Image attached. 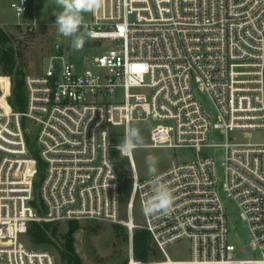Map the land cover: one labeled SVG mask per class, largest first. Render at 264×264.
Returning <instances> with one entry per match:
<instances>
[{
    "label": "built area",
    "instance_id": "obj_1",
    "mask_svg": "<svg viewBox=\"0 0 264 264\" xmlns=\"http://www.w3.org/2000/svg\"><path fill=\"white\" fill-rule=\"evenodd\" d=\"M29 5L11 3L17 17ZM81 34L76 50L57 33L46 70L25 75L24 110L0 76V264H58L23 241L33 221H119V158L132 170V241L135 201L142 209L153 194L134 151L115 148L134 122L149 123L146 146L194 155L156 173L175 197L171 213H143L163 258L138 259L131 243L128 264H264V142L240 139L264 129V0H103ZM92 49L100 52L84 54ZM228 200L248 229L243 246L230 240ZM183 240L188 256L171 257L169 245Z\"/></svg>",
    "mask_w": 264,
    "mask_h": 264
},
{
    "label": "rangeland",
    "instance_id": "obj_2",
    "mask_svg": "<svg viewBox=\"0 0 264 264\" xmlns=\"http://www.w3.org/2000/svg\"><path fill=\"white\" fill-rule=\"evenodd\" d=\"M13 1L0 0V26L10 35V44L14 47L17 57L16 67L23 70L24 77L27 74L42 73L49 64L50 56L55 53V39L58 33L55 17L62 9L56 5L55 0H30L27 12L21 17H17L11 6ZM92 12L83 13L84 20H90ZM33 19L38 21V25L35 30L30 31L26 29V25L27 22ZM99 52L98 49H92L85 51L84 54L92 56ZM81 58L85 60L84 57ZM0 76H8V74L3 73L1 64ZM9 76L13 86V78L11 75ZM2 80H5V82ZM0 81L4 88L8 89L6 79L0 77ZM205 102L212 109L208 97H205ZM132 127L139 130L143 139V142L134 150V159L140 177L151 175L146 163V158L149 155L156 157L158 160L157 172L167 168L173 161H180L194 155L193 151L185 148L146 146L145 144L149 142V123L134 122ZM240 139L246 142H264V129L246 131ZM118 170L125 175L120 182L121 214L119 221L115 223L94 219H81L78 221L80 227L75 233V247L84 264H128L131 243L132 245L134 243L133 239L131 241L130 231L126 225L128 220L127 206L132 188V179L127 177V175H132V170L126 158L118 159ZM227 216L230 227V240L236 246L247 244V226L240 220L237 205L230 200L227 201ZM134 222L139 225L134 229V233L136 230L144 229L142 227L144 225L143 212L138 200L135 201L134 206ZM56 225H58V235L55 238V244L35 247L27 233L23 236V241L32 249L49 251L55 255L56 259H59L61 264L59 249L65 240L64 234L69 228V223L68 221H62L57 222ZM188 245L189 243L186 240L171 244L168 247V252L174 258L178 256L186 257L189 254ZM162 258L163 254L161 253Z\"/></svg>",
    "mask_w": 264,
    "mask_h": 264
},
{
    "label": "trees",
    "instance_id": "obj_3",
    "mask_svg": "<svg viewBox=\"0 0 264 264\" xmlns=\"http://www.w3.org/2000/svg\"><path fill=\"white\" fill-rule=\"evenodd\" d=\"M10 35L0 26V64L5 74L13 78L12 94L10 103L15 109L24 110L26 107V95L24 90V72L16 67L17 57L14 47L10 44ZM29 147L33 154L38 158L39 175L43 176V162L39 158L38 152L34 147V139L28 136ZM39 186L36 183L35 189ZM33 203L38 205L37 200ZM77 219L69 220V228L64 234V242L60 247L61 264H84L82 258L75 247V233L80 227ZM27 235L33 244L38 247L42 245L55 244V238L58 235V225L54 222L33 221L28 227ZM133 250L136 258L141 260H160L161 252L154 245L151 234L147 229L136 230L133 237ZM58 259V258H57ZM59 263V259L57 260Z\"/></svg>",
    "mask_w": 264,
    "mask_h": 264
},
{
    "label": "clouds",
    "instance_id": "obj_4",
    "mask_svg": "<svg viewBox=\"0 0 264 264\" xmlns=\"http://www.w3.org/2000/svg\"><path fill=\"white\" fill-rule=\"evenodd\" d=\"M103 0H55L60 11L55 17V25L60 35L72 38V47L82 49L85 43L81 28L84 24L83 13L92 12L102 6ZM90 35V34H89ZM143 142L138 129L129 127L125 131L122 142L115 145L121 157L129 156ZM148 171L153 175L152 196L142 206L146 216L169 215L174 205L175 197L169 187L156 175L158 160L149 155L146 158ZM114 178V177H113Z\"/></svg>",
    "mask_w": 264,
    "mask_h": 264
}]
</instances>
